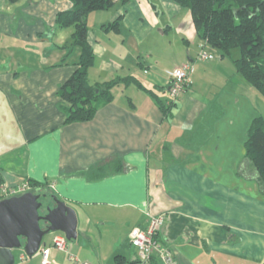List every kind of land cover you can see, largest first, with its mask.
Returning <instances> with one entry per match:
<instances>
[{"label": "crops", "instance_id": "0c3cea01", "mask_svg": "<svg viewBox=\"0 0 264 264\" xmlns=\"http://www.w3.org/2000/svg\"><path fill=\"white\" fill-rule=\"evenodd\" d=\"M71 4L0 0V182H28L72 207L77 234L67 245L80 261L138 263L130 231L164 214L156 239L173 264H261L264 185L244 148L255 115L243 111L239 94L225 93L223 72H213L221 61L197 60L202 41L189 10L173 0H116L90 12L91 83L132 75L167 102L168 71L189 62L192 84L169 115L148 92L120 82L91 119L65 122L60 87L80 51L62 47L72 30L57 27L55 17ZM116 19L118 30L102 27ZM173 25V41L158 50L171 45L172 54L176 42L179 54L159 64L155 39ZM206 48L215 58L218 51ZM56 234L64 235L49 241ZM44 242L50 264H80ZM40 248L30 259L14 249V264H40ZM148 264L163 263L155 253Z\"/></svg>", "mask_w": 264, "mask_h": 264}, {"label": "trees", "instance_id": "16d2710c", "mask_svg": "<svg viewBox=\"0 0 264 264\" xmlns=\"http://www.w3.org/2000/svg\"><path fill=\"white\" fill-rule=\"evenodd\" d=\"M115 1L71 0L70 8L56 14L57 27L73 28L70 45L62 47L78 48L80 51L76 69L60 87L62 97L68 102L65 122L91 119L103 103L112 99V88L120 82L133 83L148 92L165 115H169L177 104V101H162L132 75L116 76L103 82L89 81L88 68L93 65L95 57L87 38V16L92 11L111 7ZM173 1L189 10L197 38L216 49L221 57L231 54L234 48L239 50V56L233 59L237 73L264 96V0ZM102 27L105 30H118L119 22L116 19ZM244 148L245 156L264 185V119L260 115L251 120ZM261 264H264V260Z\"/></svg>", "mask_w": 264, "mask_h": 264}, {"label": "water", "instance_id": "95a60500", "mask_svg": "<svg viewBox=\"0 0 264 264\" xmlns=\"http://www.w3.org/2000/svg\"><path fill=\"white\" fill-rule=\"evenodd\" d=\"M76 224L75 210L54 194L28 190L1 198L0 264H14V249L32 256L44 245L42 239L50 232L60 231L67 240H74Z\"/></svg>", "mask_w": 264, "mask_h": 264}, {"label": "built area", "instance_id": "2783aa9c", "mask_svg": "<svg viewBox=\"0 0 264 264\" xmlns=\"http://www.w3.org/2000/svg\"><path fill=\"white\" fill-rule=\"evenodd\" d=\"M206 44L201 42L197 58L201 60L211 59L214 55L206 48ZM193 66L188 62L173 67L168 71L169 81L166 88L167 102L176 101L179 96L189 89L192 83ZM28 182L21 183L16 186H10L0 182V198L8 197L23 193L30 189ZM165 215H150L147 225L144 228L134 227L130 231V242L137 249L139 262L135 264H148L153 254H157L163 264H173V256L171 251L162 246L156 239V235L165 223ZM67 239L64 235L56 234L52 239V247L62 250L66 253L69 260L79 262L80 264H92L88 261H80L78 257L71 253L67 245ZM50 246L43 245L40 248V263L50 264ZM24 255H21L23 258Z\"/></svg>", "mask_w": 264, "mask_h": 264}, {"label": "rangeland", "instance_id": "374dc122", "mask_svg": "<svg viewBox=\"0 0 264 264\" xmlns=\"http://www.w3.org/2000/svg\"><path fill=\"white\" fill-rule=\"evenodd\" d=\"M158 14L160 15L159 18L162 19L161 13L158 12ZM92 23L93 22L90 21V24H89L90 33H92L96 29V27L94 28V25H92ZM174 26L175 25L172 26L173 30H172V32H170V34L168 36L167 35L163 36L164 39H160V38L155 39V43H154V45L156 46V48H155V56H156L155 59L158 60L159 64H161V62H162V64L167 65L172 60L173 55L177 56L179 54L177 51L176 42L174 44L175 45L174 47H176V48L173 49L172 54H169L171 52V45H170L169 52L167 50H164V51L158 50V49H161L163 46H165L166 48L169 47V45L167 44V41L169 39L172 40V35L175 34ZM63 29H65L68 32H69V30H73V28L71 26H69L67 28H63ZM71 37L72 36H70L69 38L67 37L68 45H70ZM160 37H162V36H160ZM162 40H164V41L161 42ZM178 44L181 45L180 42H178ZM181 48H182V46H181ZM217 53L218 54L216 55L215 58H213L212 60L209 59L208 61L209 62L213 61V63L221 61V63L217 65L218 67L216 69H214L213 72H216V73L223 72L224 77H225L224 84H223V87L225 89L224 90L225 93L227 92L228 93V94L226 93L227 95H230L231 93L239 94V105L243 104V106H242L243 111L246 110V113H247L248 107H250L251 112H253L255 116L260 115L264 119V96L254 86H252L249 82H247L245 79H243L241 77V75L239 73H237L236 68L234 66L233 59H235L239 56V50L237 48H234L231 50V54L224 55L223 57L220 56L219 52H217ZM3 64H5V63H3ZM1 66H2V64H1ZM229 98H230L229 100L233 99L232 97H229ZM231 103L228 104L230 106V107L228 106L229 111H231L230 109L233 108L232 107L233 103L232 104ZM249 126H250V124L246 127L247 130H248ZM40 213H43V211L41 209H40ZM110 222L112 224V220H110ZM55 232L61 233L60 231H55ZM50 233L52 234L54 232H50ZM50 233L46 234L43 237V241H46L48 245H50V243L52 242V241H49L50 235H51ZM67 242L70 243L69 240H67ZM20 250H22V249H16L15 250L17 255L19 254L18 252ZM36 254H37V252L33 256H30V257L26 256V258L30 259L31 257H34ZM19 260L17 258L18 262H19ZM17 261H16V263H18Z\"/></svg>", "mask_w": 264, "mask_h": 264}, {"label": "flooded vegetation", "instance_id": "af4514ba", "mask_svg": "<svg viewBox=\"0 0 264 264\" xmlns=\"http://www.w3.org/2000/svg\"><path fill=\"white\" fill-rule=\"evenodd\" d=\"M42 210V209H41ZM40 224L42 225V226H44V223H43V221H40Z\"/></svg>", "mask_w": 264, "mask_h": 264}, {"label": "clouds", "instance_id": "9594fccd", "mask_svg": "<svg viewBox=\"0 0 264 264\" xmlns=\"http://www.w3.org/2000/svg\"><path fill=\"white\" fill-rule=\"evenodd\" d=\"M30 190V189H29ZM28 191V190H27ZM1 199V198H0Z\"/></svg>", "mask_w": 264, "mask_h": 264}]
</instances>
